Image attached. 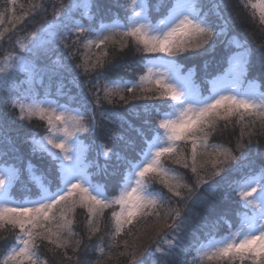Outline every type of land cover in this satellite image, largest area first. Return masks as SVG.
Wrapping results in <instances>:
<instances>
[{"label":"snow or ice","instance_id":"obj_1","mask_svg":"<svg viewBox=\"0 0 264 264\" xmlns=\"http://www.w3.org/2000/svg\"><path fill=\"white\" fill-rule=\"evenodd\" d=\"M10 2L15 5L17 0ZM201 2L173 0L167 12L156 18L152 15L150 0H127L123 4L113 0V5L123 7L126 15L121 20L118 14H114L110 23H104V17L112 12L111 7L105 6V0H69L53 12V18L46 26L28 34L26 41H31L30 45L17 41L19 52L26 55L10 53L0 62V86L8 85L16 73L23 74L27 84L23 90L14 82L10 85L16 92L14 98L7 95L8 87L2 88L0 112L5 108L13 110L17 121H30L33 117L46 120L47 134L32 135L31 154L39 155L49 164L47 169H37L29 159L23 170L28 173V182L37 189L33 193L35 199L14 197L13 189L18 184L27 188L22 180V170L15 165L0 166V231L10 228L15 233L14 242L3 253L0 264H48L42 258V245L51 246L47 251L62 252L64 258L73 261L75 257L68 255V249L72 248L73 253L80 252L82 243L79 239L73 241L77 235L74 231L76 209L86 210L85 227L91 239L101 231L105 210L117 206L119 210H114L111 216L109 251L99 247L95 264H104L105 257L112 259L111 249L120 248L118 238L121 236L125 239L118 256L127 257L130 264H162L155 258L156 253H167L159 245L149 251L136 243L141 222L146 224L149 217H154L157 222L171 219L172 223L166 226L180 231L186 220L179 206L168 209L164 216L160 215V209L172 201L153 185H161L186 207L189 201L210 207L211 202L205 196L194 194L204 185H207L205 192L215 193L219 184L216 178H224L225 173L237 178L230 191L218 198L226 199L230 194L240 198L241 208L246 211L236 214L238 228L233 230L225 213L217 217L213 226L224 220L228 226L227 235L216 238L208 234L206 239H200L192 230L194 240L185 249L186 254L193 253L192 259L181 264H245V261L264 264V164L257 168L253 154L246 150L255 137H264V71L259 77L249 78L253 51L246 41L232 34L226 43L234 50L226 58V67L215 80L206 81L213 87L209 94H202L194 78L195 69L184 72L176 58L191 53L187 58L195 59L213 51L221 37H229L230 25L222 15L225 7L222 0L207 12L203 11ZM244 6L254 10V17L258 10L259 23L264 25V0L257 3L249 0ZM46 10L44 0L32 3L19 17L12 9L13 27L15 23H23L28 16ZM155 11H160L159 5ZM212 16L216 20L211 19ZM98 19L99 24L96 23ZM3 22V15H0V24ZM12 30L0 29V43ZM73 34L76 39L70 44L68 40ZM130 43L136 51L154 54L144 57L145 75L134 81L109 78L105 72H99L92 84L96 89L93 103L88 97L90 89L84 87L76 69L82 68L85 73L103 69L110 46L119 45L122 51ZM60 44L68 49L62 53L64 62L44 63ZM73 45L77 46V51L80 46L85 49L82 63L73 65L76 56ZM93 47L101 49L98 54H93L94 60L89 55ZM257 63L264 69V54L257 58ZM158 67L167 71L156 72ZM68 77L77 89L76 95L64 91L63 80ZM54 81L58 82L55 92L52 91ZM101 81L104 82L103 99L110 104L116 97L123 104L133 100L166 101L133 104L127 109V115L116 110L102 113L110 123H127L139 137V142L126 141L124 155L119 151L112 154L119 162V169L111 174L88 160L87 148L78 136V133L89 131L85 117L89 116V105L94 108L100 104ZM41 88L44 90L43 99L39 98ZM125 92L131 95L126 96ZM53 95L66 96L67 99L64 103L49 99ZM73 103L79 107H72ZM142 115L145 118L138 127L132 121L141 119ZM89 120L95 130V115H90ZM220 121L224 122V128L239 126L234 147L209 143ZM119 139L125 138L120 136ZM181 141L183 144L179 143ZM0 143L9 145L15 152V143L4 119H0ZM255 143L260 141L255 140ZM103 154L107 157V150ZM255 157L264 161V152L257 151ZM169 161L190 169L191 182L166 167ZM245 169L248 171L244 172ZM109 185L112 194H109ZM173 247L175 245L170 244L169 251ZM88 250L89 246L85 245L84 251ZM75 264L93 262L76 260Z\"/></svg>","mask_w":264,"mask_h":264},{"label":"trees","instance_id":"obj_2","mask_svg":"<svg viewBox=\"0 0 264 264\" xmlns=\"http://www.w3.org/2000/svg\"><path fill=\"white\" fill-rule=\"evenodd\" d=\"M254 0H251L253 3ZM39 0H17L15 5L11 4L10 0H0V15H3L7 20L9 28H13L15 33H29L33 32L37 26L33 24V20L37 17H47L54 6L55 0H44L46 5V11L41 12L35 16H28L23 23H15L16 25L13 27L10 20H13L11 17L12 9H15V14L17 17L21 16L32 3H38ZM121 4L127 3V0H119ZM173 0H150V3L153 6L154 17H159L167 12ZM219 2V0H202L201 7L203 11H209L213 8L215 3ZM225 7H223L222 15L227 19L230 25V33L229 37H221L217 42L216 47L213 51L207 52L204 56H199L195 59H189L191 53H184L181 56L177 57V60L184 65L185 70H189L190 68L195 69V80L198 84L202 86H206L207 80L216 76L217 74L222 72V68L226 66V58L231 49L227 46V39H230L232 34H235L241 41H246L248 46L253 51V66L249 73V78L259 77V74L264 71L261 69L259 64L257 63V58L264 54V25L259 23V13L256 10L255 17L253 16V9L250 7H245L244 5L249 2V0H222ZM23 5V8L21 7ZM156 5L160 6V11H155ZM105 6L111 7L112 12L109 15L104 17V23L107 21H111V17L114 14H118L119 17L123 20L126 15V10L123 7H115L113 5V0H105ZM7 10V11H6ZM130 12V9L127 10ZM213 20H216V17H210ZM99 19L97 20V24H99ZM222 23V21H217ZM76 36L73 34L69 37L68 42L71 44V41L75 40ZM84 37H81L83 40ZM223 41V42H221ZM0 51L3 52L5 47V43L2 42ZM55 47V46H53ZM72 50L76 52V56L73 58V65L79 64L83 62L85 49L80 46L77 51V46L73 45ZM68 49L64 47L63 44H60L58 47H55V51L51 54V56L44 61L49 65L52 64L53 60H60L61 63L64 62L62 53H66ZM101 51L99 49L96 54ZM108 57L105 59V66L103 69L97 68L95 70H89L87 73L84 72L82 68L76 69V72L79 73L80 80L85 88L90 89L88 91V97L93 103H95V96L93 93L95 92V88L92 87V84L95 83L96 75L99 72H105L109 78H124L125 80H134L139 81L140 76L145 74V69L143 67V60L146 55L142 51H136L134 45L131 43L127 48H124L122 51L120 50L119 45L110 46L108 49ZM204 51V49H201ZM95 59V56L92 57ZM91 63V61H89ZM206 65V66H205ZM21 78V79H20ZM21 81H19V87L21 90L27 87V84L24 83V75L23 77H19ZM71 77H68L63 80L64 91L69 95H76L77 89H75L71 84ZM92 82V83H89ZM48 83L47 78H45V84ZM58 82H53L52 91L55 92L56 85ZM11 84L7 86H0V95H3L2 92L3 87H8L9 91L7 95L12 96L13 98L16 96V92L11 89ZM104 82L101 81L99 84V95L101 97L100 104L98 107H94L89 105V115H95L96 127L95 130L91 127L90 131L83 134L79 138L84 142V145L87 147V157L88 160L96 165H99L101 168H106L109 174L113 173L114 170L119 169V162L115 160L113 157V153L119 151L121 155H124L127 151L126 141H137L139 142V137L136 131L130 129L127 123H110L107 119H105L102 113L110 112L113 110L119 111L125 115H127V109L130 108L133 104H161L166 103V101L159 100H133L128 104H123L119 102L118 97L115 98L113 103H108L107 100L103 99L104 97ZM201 89V87H200ZM202 90V89H201ZM264 90V89H262ZM126 96H130L131 93L125 92ZM44 96V90L40 89V97ZM39 97V98H40ZM49 99H58L61 103H64L67 99L66 96H51ZM71 106L79 107L78 104L73 103ZM83 110V109H81ZM16 113L8 108H5L2 112H0V119H4L6 124L8 125L10 138L15 143V152L13 153L9 145H5L4 143H0V162L7 166L15 165L17 168L22 170V180L27 185V188L18 184L13 189V195L16 198L23 199L24 197H30L35 199L33 193L37 190L32 183L28 182V173L23 171L27 166V161L31 159L32 163L36 166L37 169H47L49 167L47 160H42L39 155L33 156L31 154V138L33 134H38L39 136L45 133L48 129V125L40 119L32 118L30 121H17L15 120ZM132 119L131 116L128 117ZM145 117L142 115L141 119L133 120L132 122L136 126H140ZM224 122L220 121L217 125V130L209 139V143L211 144H219L224 145L225 147H234L237 136L239 134V126L238 125H229L227 128L223 127ZM115 134V135H113ZM123 136L125 139L120 140L119 137ZM255 140H259L260 143L256 144ZM216 141V142H214ZM103 146V147H101ZM107 150L108 156L105 157L103 152ZM250 153L253 154L255 158V165L259 168L264 161H262L259 157H255V153L257 151L264 152V137L257 136L254 138V142L249 145L248 149H246ZM237 163H242L237 161ZM167 165L169 168L174 169L178 173H180L186 180L191 182L192 174L190 169H185L180 165L173 164L172 162H168ZM96 170V169H92ZM248 170L245 169L244 172ZM244 172L240 174L242 177ZM39 175V171L37 172ZM237 177L229 176L227 173L224 174V178L217 177V181H219L217 191L215 193L205 192L204 188L207 185H204L200 188L198 193L194 195H203L208 201L211 202V206H207L203 203H194L193 201H189L187 207L183 201H180L178 197H173L162 187L157 186L156 189L162 191L164 195L172 201L171 204H165L162 209H160V215L164 216L166 211L170 208H174L176 206L180 207L181 213L184 216L186 223L182 226L180 231L175 230L174 228H169L163 225V228H159V231L155 232L153 236L144 237L138 236L139 239L136 241L137 244L142 245L144 248H147L149 251L154 249L157 245L164 250L165 255H161L160 253H156L155 258L158 261H161L162 264H181L184 260H191L193 253L189 252L186 254L185 249L193 242L194 237L191 234L192 230H195L197 236L200 239H206L208 234L215 235L216 238L221 237L223 234L227 233V224L224 223V220H220L213 226V222L216 221L217 217L225 214V219H227L232 226L235 225V228H238V225L235 224L236 214L240 211H244L241 208L240 198L235 194H230L226 199H219L218 197L228 193L230 191V186H232V182ZM28 189H31L29 191ZM109 194L111 193V185L108 186ZM186 193V190H181ZM118 192V190H117ZM153 218V217H151ZM163 222V220H161ZM167 224H171L172 220L168 219L164 221ZM207 222V226H204ZM143 223V222H141ZM155 223V222H154ZM177 223H179L177 221ZM86 224V212L84 209L77 208L75 212V224L74 231L77 233L75 237H73V241L79 239L82 241L80 248V252L73 253L72 248L68 249V255L74 256L75 260L69 261L62 256V252L53 253L51 251H47V245H42L41 253L42 258L45 259L48 264H75L76 260H89L95 264V259L99 257V247H103L105 252L109 251V245L112 243L111 241V233L112 226L111 221H109V217L104 215V220L101 225V231L96 233L88 238V231L85 227ZM169 231V232H168ZM147 232H144L146 234ZM170 234H173L169 236ZM14 235L10 228L0 231V259H2L3 253H5L9 246L14 242ZM169 236V237H168ZM120 240V248L111 249L112 259H107L105 257L104 264H130L127 257L118 256V252L123 249V240L124 236L118 238ZM173 244V247L169 251V245ZM85 245L89 246V250L87 252L84 251ZM245 264H249V262L245 261Z\"/></svg>","mask_w":264,"mask_h":264},{"label":"rangeland","instance_id":"obj_3","mask_svg":"<svg viewBox=\"0 0 264 264\" xmlns=\"http://www.w3.org/2000/svg\"><path fill=\"white\" fill-rule=\"evenodd\" d=\"M69 2V0H55V3H54V6H53V8L51 9V11H50V13H49V15L47 16V17H42V18H40L39 19V17H37V18H35L34 20H33V24H35L37 27L35 28V29H33L34 31H37L38 29H40L42 26H46L47 25V23L49 22V21H51L52 20V18H53V12L55 11V10H57L59 7H60V5L61 4H67ZM253 2V1H252ZM258 2V0H254V2L253 3H257ZM257 12H258V10H257ZM259 13V12H258ZM165 14V13H164ZM163 14V15H164ZM162 16V15H161ZM160 17V16H159ZM159 17H157V18H159ZM4 18V22L2 23V24H0V29H5V28H9V26H8V24L10 23H7V20L5 19V17H3ZM12 19H13V17H11ZM122 20V19H121ZM11 21V23H13V20H10ZM82 22H86V21H82ZM111 22V21H110ZM109 21H107V22H105V23H110ZM16 25V24H15ZM14 25V26H15ZM12 26H13V24H12ZM33 31V32H34ZM30 33H32V32H29V33H25V32H23V33H15L13 30L12 31H10L9 33H8V37L5 39V41H3L4 43H5V47L4 48H6V49H3V52H1L0 51V62H3V60H4V57L5 56H7L8 54H13V55H16V54H19V55H26V53H21V52H19V49H18V47H17V41L19 40L20 42H27V43H29V45L31 44V41H26V37L28 36V34H30ZM87 34H85V36H86ZM0 48H1V44H0ZM99 49H96L95 47H93V49H92V51H91V53H89V55H92V57L93 56H95V55H93V54H96L97 53V51H98ZM152 55H154V54H152ZM177 59V58H176ZM181 66H182V69H183V71L184 72H187L188 70H185L184 68V65L183 64H181ZM226 67V66H225ZM225 67H223L222 69H224ZM155 71L156 72H165V71H167V69L166 68H164V67H158V68H156L155 69ZM223 71V70H222ZM220 74V73H219ZM219 74H217L216 76H214V77H212V78H210L209 80H207V81H213V80H215L216 78H217V76L219 75ZM143 75H145V74H143ZM19 77H23V74H21V73H16V74H14L13 76H12V79L9 81V83H8V85L9 84H12L13 82L15 83V84H17V86H20L19 85V81H21L20 79H19ZM200 85V87H201V92H202V94H204V95H207V94H209V91L211 90V88L213 87V85H212V83L211 82H207V84H206V86H202L201 84H199ZM4 86H7V85H4ZM40 99H43V97H40ZM72 107H74V106H72ZM90 116V115H89ZM89 116H86L85 117V123L86 124H89V131H90V129H91V123H90V120H89ZM34 118V117H33ZM35 118H37V119H39V117H35ZM41 120V119H40ZM46 124H47V122H46V120H43ZM48 127V126H47ZM48 129V128H47ZM86 133L87 132H82V133H78V136L80 137V136H83V134L84 135H86ZM47 134V131L45 132V133H43V134H41L40 136H43V135H46ZM81 140V139H80ZM81 142L84 144V142L81 140ZM214 142H216V141H214ZM179 143H181V144H183V142L181 141V142H179ZM217 145H219V144H217ZM87 148V147H86ZM168 163V162H167ZM167 163H166V167H168L169 168V166L167 165ZM4 164L3 163H1L0 162V166H3ZM177 172V171H176ZM157 186H161V185H159V184H154L153 185V187L155 188V187H157ZM166 190V189H165ZM167 191V190H166ZM169 195H170V193H169ZM15 197V196H14ZM17 199H19V198H17ZM170 200V199H169ZM168 204V203H167ZM118 211L119 210V208H118V206L117 207H114V208H109V209H106L105 210V213H104V215H106L107 217H109V221H111V226H112V220H111V216H112V212L113 211ZM85 212H86V210H85ZM155 222V223H154ZM135 223V222H134ZM165 224H167V223H165L164 221L162 222V221H159V222H157L156 221V219L153 217V218H151V217H149L148 218V222L145 224V223H141L140 224V227H139V231L136 233V235L137 236H144V237H148L149 239H150V237L151 236H153L154 235V233L155 232H157V231H159V228H163V225H165ZM144 232H147L146 234H144ZM169 232V231H168ZM171 235H173V234H170L169 236H171ZM224 235H227V233L226 234H224ZM223 235V236H224ZM168 236V237H169ZM191 260H189V262H190Z\"/></svg>","mask_w":264,"mask_h":264}]
</instances>
